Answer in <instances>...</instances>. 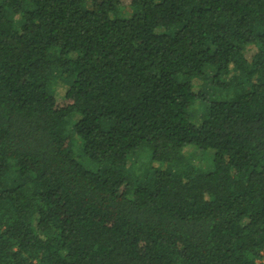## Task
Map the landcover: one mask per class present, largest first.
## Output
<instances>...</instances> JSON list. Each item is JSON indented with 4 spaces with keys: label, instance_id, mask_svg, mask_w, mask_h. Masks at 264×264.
Returning a JSON list of instances; mask_svg holds the SVG:
<instances>
[{
    "label": "trees",
    "instance_id": "1",
    "mask_svg": "<svg viewBox=\"0 0 264 264\" xmlns=\"http://www.w3.org/2000/svg\"><path fill=\"white\" fill-rule=\"evenodd\" d=\"M259 262L264 0H0V264Z\"/></svg>",
    "mask_w": 264,
    "mask_h": 264
},
{
    "label": "rangeland",
    "instance_id": "2",
    "mask_svg": "<svg viewBox=\"0 0 264 264\" xmlns=\"http://www.w3.org/2000/svg\"><path fill=\"white\" fill-rule=\"evenodd\" d=\"M131 10L130 9H126L122 12V16L123 17H129L131 16ZM256 47L254 46H247L244 52V55L247 57L248 60H251L253 55L256 53ZM193 88L194 91L196 93H200L201 89H202V81L199 79H195L193 81ZM209 88V87H208ZM212 88V87H210ZM54 92L56 94L57 97H63L67 91V86L64 83H61L60 81L57 83V85L54 86ZM212 91H214V93L212 94L214 97H216L218 95V92L216 89H213ZM195 109H198V117L196 116V118L194 119L195 124L199 125L200 121H199V117H200V105L199 103H197V105L194 107ZM184 154L192 159V162L195 165H199L200 167H207L208 165H210L211 160H212V156L213 153L212 152H207L205 154H202L199 152V150H197L194 147H186L184 150ZM149 156L148 152H143L141 154V156H136L135 159H133V162L135 163V166L138 168H142L144 166H146V157ZM79 160L87 167V168H93L88 166L89 162L87 163L86 158H79ZM90 165V164H89ZM92 166V165H91ZM154 166H156V164H154ZM259 264H261V262H259Z\"/></svg>",
    "mask_w": 264,
    "mask_h": 264
}]
</instances>
